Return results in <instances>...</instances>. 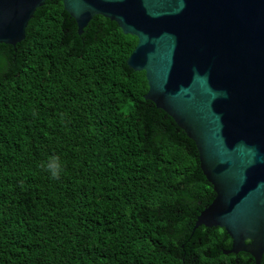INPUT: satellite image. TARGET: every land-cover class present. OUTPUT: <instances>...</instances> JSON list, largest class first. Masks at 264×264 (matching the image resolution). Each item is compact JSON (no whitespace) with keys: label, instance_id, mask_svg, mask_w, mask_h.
Returning a JSON list of instances; mask_svg holds the SVG:
<instances>
[{"label":"trees","instance_id":"trees-1","mask_svg":"<svg viewBox=\"0 0 264 264\" xmlns=\"http://www.w3.org/2000/svg\"><path fill=\"white\" fill-rule=\"evenodd\" d=\"M137 44L102 16L78 35L62 0L0 44V264H253L224 255V229L194 230L216 194L195 143L144 99Z\"/></svg>","mask_w":264,"mask_h":264},{"label":"water","instance_id":"water-1","mask_svg":"<svg viewBox=\"0 0 264 264\" xmlns=\"http://www.w3.org/2000/svg\"><path fill=\"white\" fill-rule=\"evenodd\" d=\"M49 0H0V44L16 47ZM57 1V0H52ZM83 35L102 16L138 39L128 66L146 101L192 140L216 194L197 217L232 240L224 255L264 256V0H62Z\"/></svg>","mask_w":264,"mask_h":264},{"label":"clouds","instance_id":"clouds-1","mask_svg":"<svg viewBox=\"0 0 264 264\" xmlns=\"http://www.w3.org/2000/svg\"><path fill=\"white\" fill-rule=\"evenodd\" d=\"M59 172H60L59 166H56L55 168H53L51 170L52 177L53 178H58L59 177Z\"/></svg>","mask_w":264,"mask_h":264}]
</instances>
